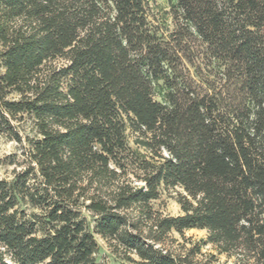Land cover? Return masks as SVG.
Instances as JSON below:
<instances>
[{
  "label": "trees",
  "instance_id": "trees-1",
  "mask_svg": "<svg viewBox=\"0 0 264 264\" xmlns=\"http://www.w3.org/2000/svg\"><path fill=\"white\" fill-rule=\"evenodd\" d=\"M157 2L0 0V264H264V0Z\"/></svg>",
  "mask_w": 264,
  "mask_h": 264
},
{
  "label": "rangeland",
  "instance_id": "rangeland-1",
  "mask_svg": "<svg viewBox=\"0 0 264 264\" xmlns=\"http://www.w3.org/2000/svg\"><path fill=\"white\" fill-rule=\"evenodd\" d=\"M157 3L163 7L166 6L165 0H158ZM30 122L26 121L23 123L26 129V132L23 133L24 137L34 134V132H31L32 125ZM132 146L134 147L133 142ZM21 149V145L16 141L6 136L0 137V178H12L14 170H20L17 164L10 163L14 161L23 163L24 158H20ZM16 155H18L19 159H15ZM152 206L156 211L164 215L177 216L181 214V207L176 200V192L172 189L165 191L159 200L152 202ZM97 239L101 247L98 254V264H134L125 259L122 250L116 252L107 241L99 236ZM206 239L207 231L205 230H188L183 236L174 233L171 236L169 247L177 253H186V251L191 249L200 248L201 252L196 259L210 262L211 264H240L237 256L219 254L213 245L205 244Z\"/></svg>",
  "mask_w": 264,
  "mask_h": 264
}]
</instances>
